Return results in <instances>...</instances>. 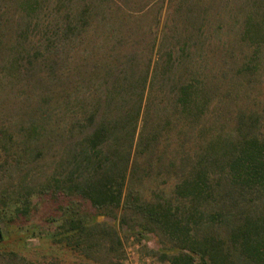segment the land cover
<instances>
[{"label":"trees","instance_id":"trees-1","mask_svg":"<svg viewBox=\"0 0 264 264\" xmlns=\"http://www.w3.org/2000/svg\"><path fill=\"white\" fill-rule=\"evenodd\" d=\"M177 3L188 38L158 55L132 0H0V221L10 240L37 235L29 223L47 205V224L60 222L52 243L100 264L122 245L97 218L125 211L159 234L170 264H264V110L204 140L211 86L200 89L185 61L201 7ZM260 3L242 35L255 56L235 77L260 70ZM155 180L174 181L169 198L136 188ZM6 246L0 264H44Z\"/></svg>","mask_w":264,"mask_h":264},{"label":"rangeland","instance_id":"rangeland-1","mask_svg":"<svg viewBox=\"0 0 264 264\" xmlns=\"http://www.w3.org/2000/svg\"><path fill=\"white\" fill-rule=\"evenodd\" d=\"M132 1L133 5L130 7L147 11L143 17L141 16L143 14L139 15L141 16L140 21L144 28L151 26L153 33L156 34L158 55L174 45L173 43L176 41L180 42L181 36L188 38V32H184L186 26L181 24L177 15L175 17V8L179 0H156L152 1L153 3L151 0ZM196 1H199L201 7L195 8L199 24L196 27L198 22L194 23L195 28L190 31L192 34V37H189L192 38L189 43L190 54L186 56L185 61L188 63L189 69L190 65L196 67L205 80L204 85L198 84L200 89L203 90L206 83L211 86L212 105L206 116L205 124H201L204 129L202 136L204 140H207L213 137L211 135H216L220 128H224L221 133L231 131L238 113L264 110V45H261L259 49L262 60L258 74L250 79L243 75L234 76L239 68H243L249 59L255 56L257 45L252 46L249 42H245L242 35L247 15L252 8L262 4L256 6L252 4L253 0ZM188 4L190 3H187L189 7ZM185 10L189 12L187 7ZM258 10L261 12L260 7ZM173 21L176 22V27L173 26ZM158 57H155L156 61ZM193 70L187 77L195 73ZM151 115L152 117L147 118L148 122L154 119L155 114L152 111ZM171 137L174 142L179 139V136ZM3 145L4 143H1V146ZM162 149V145H160L157 151L161 152ZM2 150L0 149V151ZM3 158L1 153L0 162ZM166 178L164 176L165 180ZM6 180L9 181L6 178L3 182L5 183ZM160 181H147L136 188L146 198H149L154 191L160 195L165 194L164 197L169 198L174 189V181L167 184H162ZM0 186L3 185L0 183ZM49 214L53 215V211H49L47 205L38 208V212L36 209L29 224L32 230L37 227L35 229L37 235L32 236L31 233L25 235L27 237L25 243L19 241V238L13 240L12 237L10 240L5 223L0 221L2 228L0 233L4 238L0 247L7 248L6 245H10L13 250L25 249V256L33 254L31 257L44 264H81L82 261L75 253L72 254L66 250L63 252L61 248L52 243L51 235L61 230H59L60 222L54 225L47 224L46 218ZM97 220L114 228L122 245L110 254H105L100 264H170L169 261L163 260L165 247L159 234L147 230L142 231V217L122 211L116 213V216L98 217ZM18 225L23 226L20 222ZM36 253L37 256L34 255Z\"/></svg>","mask_w":264,"mask_h":264},{"label":"water","instance_id":"water-1","mask_svg":"<svg viewBox=\"0 0 264 264\" xmlns=\"http://www.w3.org/2000/svg\"><path fill=\"white\" fill-rule=\"evenodd\" d=\"M0 239H1V233H0Z\"/></svg>","mask_w":264,"mask_h":264}]
</instances>
